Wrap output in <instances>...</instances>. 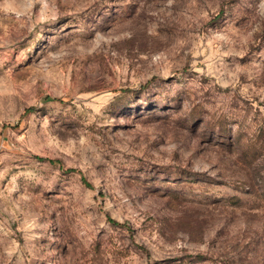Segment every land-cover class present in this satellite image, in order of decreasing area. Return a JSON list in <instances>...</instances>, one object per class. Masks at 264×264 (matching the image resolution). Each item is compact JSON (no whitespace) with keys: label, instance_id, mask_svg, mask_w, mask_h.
Listing matches in <instances>:
<instances>
[{"label":"rangeland","instance_id":"rangeland-1","mask_svg":"<svg viewBox=\"0 0 264 264\" xmlns=\"http://www.w3.org/2000/svg\"><path fill=\"white\" fill-rule=\"evenodd\" d=\"M0 264H264V0H0Z\"/></svg>","mask_w":264,"mask_h":264}]
</instances>
